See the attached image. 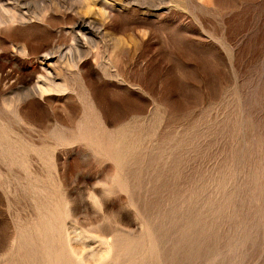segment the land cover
Segmentation results:
<instances>
[{
	"label": "rangeland",
	"instance_id": "obj_1",
	"mask_svg": "<svg viewBox=\"0 0 264 264\" xmlns=\"http://www.w3.org/2000/svg\"><path fill=\"white\" fill-rule=\"evenodd\" d=\"M0 264H264V0H0Z\"/></svg>",
	"mask_w": 264,
	"mask_h": 264
}]
</instances>
